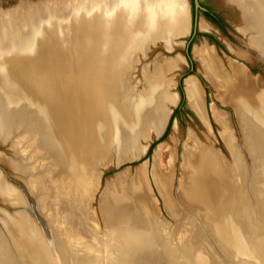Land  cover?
I'll return each mask as SVG.
<instances>
[{"label":"bare ground","instance_id":"bare-ground-1","mask_svg":"<svg viewBox=\"0 0 264 264\" xmlns=\"http://www.w3.org/2000/svg\"><path fill=\"white\" fill-rule=\"evenodd\" d=\"M47 3L31 4L27 7L22 6L21 3L19 9L6 13L0 12V121L2 125L0 129L7 135L15 131L12 129L15 118H21L23 121L32 120L33 132L32 134L29 132L31 136L25 137L23 142L26 148L33 149L29 157L39 156L46 160L45 158L49 156L51 160L43 171L46 176H44L45 173H41L35 177V180H44L48 176L46 183H49L42 184L41 188L50 193V198H54V193L60 189L58 184L66 179L65 183L67 180L68 183L64 187L68 192L79 195L81 202L87 192L92 193L90 185L92 176L89 174H98L99 168L107 165L106 158L111 148L116 147L120 152L119 165L127 160L141 158L149 148L147 145L142 146L141 141H148L152 135L160 136L163 133L171 113L170 107L179 101L178 94L170 91L173 86L171 82L149 76L145 90L138 97L136 95L134 98L131 94H127L124 99H119V91L122 88L121 73L114 63L120 61L124 66H128L130 58L136 51H147L149 45L159 40L164 41L166 47L172 50L174 39L190 31V19L185 8L187 1L58 0L57 6L50 4L51 1ZM230 4L236 5L242 11L245 27L241 26L240 31L243 34L246 32L250 34L251 31L257 34V38L253 37L250 41L251 49L264 57V0H230ZM200 28L203 31L209 29L205 22L201 23ZM195 48L194 53L201 61L207 76L214 80L216 85L227 86L229 84L227 76L220 70L223 68L216 56L214 46L205 42ZM183 61L185 62V59L181 55L169 59L161 64L157 74L163 75L167 71L179 68L180 62ZM245 69L247 68L244 65L243 67L242 65L234 66L240 89H233L238 91V95L236 96L235 93V96L240 103L244 102L238 98L243 96L240 93L241 89L251 84L250 76ZM33 80L36 82L34 89L29 84ZM215 84L213 85L216 86ZM185 91L189 105L200 119L202 118L205 123L208 122L203 88L196 76L186 78ZM23 103L33 105L35 109ZM257 103L259 105L253 110L245 102L242 104L243 118L251 122L253 146L261 156L259 165L262 175L261 187L258 185L249 191L252 193L251 196L247 195L248 192L241 195L231 189L235 175L232 176L228 170L232 166L227 167L225 164L227 161L223 160L219 151L199 144L192 147L186 144L187 152L185 151L184 156L182 155L185 161L183 164L186 167L183 166V169L188 171L187 168H192L190 178L194 181L186 187L185 193L199 214L205 215L204 218L219 251L222 255L225 254L228 260L237 261L234 257H238L236 264H253L247 260L243 261V257L253 258L255 253L257 256L260 251L264 252V238L261 235V231H264V199L262 197L264 196V151H262L263 144L259 135V130L264 135V89L261 90ZM13 105H21V107L12 108ZM213 113L218 123L221 122L222 137L237 161V148L228 130L225 116L217 109H214ZM8 129H11L9 133ZM11 138V141L13 139L11 143H16V147H19L23 141V138L15 139L14 136ZM190 138L194 139L192 134ZM158 148L156 154L154 153L156 162L160 160L165 146L160 145ZM197 150H199L198 153H193ZM125 151H128L126 158L122 156ZM31 158L28 159L31 160ZM234 166L238 169V164ZM19 168L24 173L28 171L24 166ZM69 169L74 173V184L69 182L71 177ZM137 171V178H135L138 180L139 187L136 186L137 188L133 190V198L137 197L141 208L151 215L153 207L147 192L146 167L140 166ZM152 174L166 208L172 212L174 203L170 198L169 190L173 173L168 175L160 173L156 168L155 173ZM52 183L55 190L51 186ZM126 183L127 181L124 185ZM12 187L4 182L0 174V195L5 199L16 196L13 199L21 208L16 209L20 210L22 218L20 229L26 232L31 230L36 237L35 241L23 237L14 243L6 242L7 246L3 244V238V243H0V264H82L81 260L78 261L73 257L75 252L68 240L69 237H73L68 230L67 220L70 212L68 204L61 199L59 203L52 204L53 207H51L52 205L48 204L49 198L47 203H42L40 199L37 207L28 189V191L21 190L23 192L19 194ZM123 194L125 198H129L125 191ZM130 205H121L119 199L109 196V200H106L102 207L107 213L103 219L107 229H109L110 216L123 218L126 210L127 213L130 210ZM45 210L47 213L52 212L50 217L46 213L43 214ZM133 210H135L134 207ZM137 212L139 214V211ZM132 221L134 222V220L129 222ZM51 226L54 228V233ZM178 237L179 235L176 236V234L172 236L179 254L176 252L175 258L161 257L162 264L175 260L186 264H212L205 257L204 248L194 250L196 243H193V239H184L186 236L183 235L179 239ZM176 239H178L177 242ZM141 253L142 251L139 252Z\"/></svg>","mask_w":264,"mask_h":264},{"label":"rangeland","instance_id":"rangeland-1","mask_svg":"<svg viewBox=\"0 0 264 264\" xmlns=\"http://www.w3.org/2000/svg\"><path fill=\"white\" fill-rule=\"evenodd\" d=\"M50 1V4L57 6L58 0H0V12H10L11 10H16V8L19 9L21 5L27 7L31 6V4H48L47 2ZM54 1L56 2L54 3ZM186 1L187 4L185 8H187L186 11L190 19V31L187 34L174 39L172 50H169L166 47L164 41L159 40L156 41L157 43L149 45L147 51L145 50L147 53L145 51H136L130 58L131 60L128 66H124L120 61L114 63L121 73L120 79L122 88L119 91V99H124L127 94H131L132 97L134 96V98H136V95L138 97L139 94L145 90L147 77L150 76V78L159 77L161 81L171 82L173 86L172 88H170V91L172 93L176 92L178 94L179 102L176 105L170 107L171 115L169 116L163 133L160 136L155 134L152 135L151 139L148 141H141L142 146L147 145L149 147L147 149L148 151H146V153L141 156V158L130 161L127 160L124 163L118 165L120 152L116 147L111 148L106 158L107 165H103L99 168L100 174H89L92 176V182L90 184L92 193L90 194L87 192L83 198V201L80 202V197L78 198L79 195L77 196L75 193L68 192L66 190V188L64 187L68 183V180L67 183H65L66 179H63V182L61 184H58L60 189L56 193H54V198L51 197L52 199L50 198V193L41 188L43 187L42 184L46 183V180H48V176L44 178V180H35L36 176L40 175L41 173H45L43 171H45L48 162L51 160L49 156L48 158H45L46 160H43L39 156H33V158L29 157V153L33 149L26 148L23 142L25 137L33 132L31 128L33 125L32 120L23 121L21 118H15L13 121L15 125L12 128L15 131L13 130L14 132L11 133V129H8V133H10L7 135L5 134V131H2V129H0V174L4 182H7V185L9 184V186L11 187H16L12 188L19 194H22L24 190H29V193L31 194L32 199L36 202L37 207L38 204H40V199L42 203H47L49 198L50 199L48 204L50 205H56L61 201V199L68 204L70 211L68 214L69 219L67 220L68 230L74 237H69L68 240L72 246L73 252H75L73 253V257H75V259L78 261L81 260L82 264H162L163 262L161 261V257L175 258L177 255L176 252L179 254V249L176 250V243L172 238V236L175 234L176 236L179 235V237L181 235L186 236L184 239H193V243H196L194 244V250L204 248L203 250L205 251V253H207V255L204 253V251L203 253L207 260H209L208 262L212 264H236L238 261V257H234L235 260H237L234 261L233 259L228 260L229 258L226 257L224 253V255H222V252L219 251L217 243L214 241V236L212 235L210 228H208L207 221L204 218L205 215H203V213L199 214L197 209H195L194 206L191 205L190 200L188 199L185 192L186 187H189L194 182L192 178H190L192 168H187L188 171H184L183 163L185 161L183 156L187 148L186 144L189 147H192L195 144H199L204 147H211L213 150L217 152L219 151V154L221 157H223V160L225 162L227 161L225 164H227L228 168H230L231 166L234 167H231L232 169H228L230 170L232 176L235 175L234 180L232 181V190L238 192L241 195L248 192L247 195L251 196L252 193H249V191H252V189H254L258 185H260L261 187L262 179H260V177L262 178V175L259 166L261 156L257 149H255L253 146L252 134L250 130L251 122H247L244 120V110L242 104L245 102L252 110L259 105L257 103V99L260 97L261 90L264 89V57L259 55L257 51L251 49L250 47V41L253 37H256L257 34L252 31L250 32V34L249 32L243 34L240 31L242 27H245L242 11L236 5L230 4V0H202L206 3L209 1H214L226 7L227 12L225 11L224 18L226 19L225 21H227V23L224 25L225 29L223 34H220L218 30H215L212 27H209L208 32H206L200 30V24L205 21L203 20V16H199V25L197 30L199 31V33H197V35L195 34L194 36L191 32L193 8L191 7L189 0ZM53 8H55V6ZM212 31H216L220 39L217 40L219 42L217 46L212 43L211 45L214 46L216 56L223 68L220 70H222L223 73H226L227 81L229 84H227V86L225 87L216 85L215 82H213L214 80L212 81L211 78L207 76L204 68L202 67L201 61L198 57H196V54L194 53L196 49L195 47L201 46L205 42H207L204 34H210L212 33ZM200 33L202 35H200ZM192 37L193 40L189 45L188 43L192 39ZM187 51L189 52L194 65L191 62L186 61L184 64L180 65L179 69L167 71L163 75L157 74L158 68L161 66V64H164L167 60L172 58L174 59L179 55L185 57ZM239 64H241L242 67L244 65L247 68L245 70L248 76H250L249 79L251 81L250 85H248L244 89H241L240 91L243 96H239L238 98L244 101L243 103H240L238 102V100H236L238 91H236V89H233H240L237 83L238 79L234 72V66L241 67V65ZM253 70L256 72H254ZM190 71H195V74H193L192 76H196L202 85L206 114L210 122L211 129L206 127V125L201 121L196 112L189 105L185 93L186 103L183 106L181 113L183 123H181L178 118L174 119L169 133L164 137L171 116L173 115L175 109L179 107L181 103L179 84L181 80H183V89L184 92H186L185 80L187 77L191 76L187 75ZM232 78H234V80ZM235 82L237 84H235ZM35 83L36 82L34 80L29 83L32 85L33 89L35 87ZM213 84H215L216 86H214ZM21 105H13L12 108H20ZM23 105L30 106L29 103H23ZM213 105L215 108L213 107ZM32 106L33 105H31L29 108H31ZM32 109H35V107L33 106ZM214 109H217L218 112L225 116V122L227 124L228 130L231 132V135L233 137L235 148H237V161L233 157L231 149L229 150V146L226 144L224 138L222 137L221 132L223 126H220L221 122L219 121L218 123V119H216V117L214 116ZM186 110L191 111L193 115L186 114ZM249 116H251V114H249ZM1 126L2 125L0 121V128ZM22 127L25 128L22 129ZM19 134L20 136H18ZM191 134L193 135L194 139L190 138ZM11 136L12 138L14 136L15 139L23 138V141L19 147H16V143H11L13 142ZM10 138L12 139V141L10 140ZM154 144L155 147L152 150L151 154H149V150ZM160 145H164L165 149L161 152L162 155L160 156V160L156 162L155 154L158 151V147H160ZM198 151L199 150L193 153L196 154L198 153ZM126 153H128V151H125V153L123 152L122 156H125ZM16 156L18 157V159ZM245 157L247 160L244 159ZM28 158H31V160ZM236 164H238L239 170L235 168L234 165ZM19 166H24L28 170L27 173H24V171H20ZM140 166L146 167V181L148 186L147 192L149 194V199L153 207V211L150 212L151 215L147 213V210L141 208L137 197L133 198V190L137 188L136 186L139 187V183H137L138 180H136V178L138 172L137 170L140 168ZM1 167L5 168L8 176L5 175ZM156 168L160 173H164L167 175L173 173V176H171V187L169 190L170 198L174 203V210L172 212L166 208L165 203L163 202L164 199L160 196L161 194L157 189L158 187L156 186L154 180V174H152L155 173ZM184 168L186 167L184 166ZM69 170V174L71 175L69 182L70 184H72L75 179L73 176L74 173H72L71 169ZM44 176H46V173ZM237 177L239 178V181L237 180ZM126 181L127 183L125 184V186L124 183ZM51 186L54 189V183H52ZM33 188L36 191H34ZM41 191L44 192L41 193ZM124 191L125 193H127L129 198L124 197ZM109 196L119 199L121 201V205L132 204L133 206L130 205V210H128V213L126 210V213L124 214L125 216H123V218H117L116 216L111 215L108 221L109 229H107L103 222V219H105L104 215L106 216L107 213H105V209H103L102 207L104 206V202H106V200H109ZM2 197L3 196L0 195V243H3L4 241L3 244L7 246L6 242L14 243L15 241L17 242L18 239L23 237L25 239L35 241L36 236L34 232H32L31 230L26 232L20 229V222L22 218L20 216V210L17 211L16 209L21 208L17 201L13 199L16 198V196L12 197L11 199H5L4 197ZM262 197L264 199V196ZM251 200H248V202H251ZM107 203L109 202L107 201ZM8 204H10V206ZM53 205L51 207H53ZM133 207L135 210H133ZM133 211L136 212L133 213ZM137 211H139V214ZM45 213L50 217V214L52 212L47 213L45 210L43 214ZM130 219L134 220V222H129L131 221ZM188 225L191 226V229ZM51 229L54 233L55 231L52 226ZM2 235L3 237H1ZM204 235L206 236L205 238ZM261 235H263L264 238V231H261ZM7 238L9 241L7 240ZM178 239H176V242L178 241ZM12 248H14V246ZM134 251H136V253ZM141 251L142 255L139 254V252ZM99 253L102 255H100ZM244 260L252 262L253 264H261L260 261L252 257H243V261ZM167 264L186 263H184L183 261L175 260L172 262H168Z\"/></svg>","mask_w":264,"mask_h":264},{"label":"flooded vegetation","instance_id":"flooded-vegetation-1","mask_svg":"<svg viewBox=\"0 0 264 264\" xmlns=\"http://www.w3.org/2000/svg\"><path fill=\"white\" fill-rule=\"evenodd\" d=\"M201 5L206 9V12L200 11L199 16H203V19L208 27H212L213 29L218 30L220 34H223L225 29L224 25L227 23V21H225L226 19L224 18L225 15L224 13L225 11L227 12V8L214 1H209L206 3L201 0ZM193 14H194V8H193ZM197 33H199V31L196 32V35ZM205 39L210 44L212 43L215 44L216 46L218 42L217 40H220L219 36L213 33L210 34L207 33Z\"/></svg>","mask_w":264,"mask_h":264},{"label":"trees","instance_id":"trees-1","mask_svg":"<svg viewBox=\"0 0 264 264\" xmlns=\"http://www.w3.org/2000/svg\"><path fill=\"white\" fill-rule=\"evenodd\" d=\"M200 35H202V34L200 33ZM204 36H206V34H204ZM217 44H219V42H217ZM190 62L194 65V62L191 60V56H190ZM254 72H256V71H254ZM193 74H195V71H190L187 75H191L192 76ZM179 92H180V96H181V103H180V106L175 109L173 115L171 116L167 131H166L164 137L167 136V134L169 133L171 125H172L174 119L178 118L180 120V122L183 123V118H182L181 113H182V108H183V106L186 103L185 92H184V89H183V80H181V82L179 84ZM186 114L193 115L192 112L189 111V110H186ZM154 147H155V144L151 146V148L149 150V154H151V152L154 149Z\"/></svg>","mask_w":264,"mask_h":264},{"label":"water","instance_id":"water-1","mask_svg":"<svg viewBox=\"0 0 264 264\" xmlns=\"http://www.w3.org/2000/svg\"><path fill=\"white\" fill-rule=\"evenodd\" d=\"M189 3L191 5V7L194 8V14L192 16V29H191V32L193 34V36L196 34L197 30H198V25H199V12L200 11H205L206 12V9L201 5V0H189ZM204 20V19H203ZM201 30V29H200ZM213 34L215 35H218V33L216 31H212ZM219 36V35H218ZM193 40V37L192 39L189 41V45L191 43V41ZM207 43L209 44V42L207 41ZM211 45V44H210ZM186 59L187 61L190 62V55H189V52L187 51V54H186ZM187 97V96H186ZM1 169L4 171L5 175L8 176L5 168L1 167Z\"/></svg>","mask_w":264,"mask_h":264},{"label":"crops","instance_id":"crops-1","mask_svg":"<svg viewBox=\"0 0 264 264\" xmlns=\"http://www.w3.org/2000/svg\"><path fill=\"white\" fill-rule=\"evenodd\" d=\"M184 57V56H183ZM177 59V58H176ZM175 59V60H176ZM184 59H185V62L187 61V59L184 57ZM184 61L183 62H180V64H179V67H180V65L183 63H185ZM175 69H179V68H175ZM179 102V101H178ZM170 115H171V113H170ZM201 120L203 121V123H205V121L201 118ZM208 122H206L205 124H206V127L207 128H209V129H211V125H210V122H209V120H207ZM166 127V126H165ZM165 129V128H164ZM164 131V130H163ZM260 131V133H259V135L261 136V140H262V146H263V149H262V151H264V135H262V131L261 130H259ZM264 153V152H263ZM253 258L254 259H257L258 261H260V263L261 264H264V252H262V251H260L259 253H257V256H256V253L254 254V256H253Z\"/></svg>","mask_w":264,"mask_h":264}]
</instances>
